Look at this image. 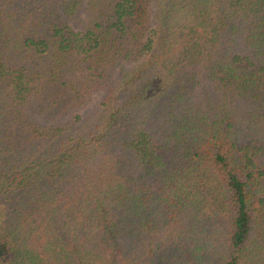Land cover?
<instances>
[{
    "label": "trees",
    "instance_id": "trees-1",
    "mask_svg": "<svg viewBox=\"0 0 264 264\" xmlns=\"http://www.w3.org/2000/svg\"><path fill=\"white\" fill-rule=\"evenodd\" d=\"M0 264H264V0H0Z\"/></svg>",
    "mask_w": 264,
    "mask_h": 264
}]
</instances>
